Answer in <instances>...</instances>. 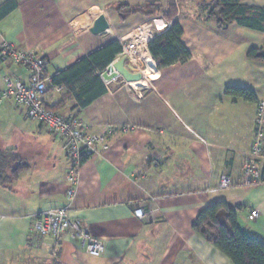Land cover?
I'll return each mask as SVG.
<instances>
[{
    "label": "crops",
    "instance_id": "0c3cea01",
    "mask_svg": "<svg viewBox=\"0 0 264 264\" xmlns=\"http://www.w3.org/2000/svg\"><path fill=\"white\" fill-rule=\"evenodd\" d=\"M14 1L16 8L0 20V44L44 56L50 80L111 41L148 42L174 22L191 57L158 69L147 50L155 78L136 87L121 76H107L108 64L98 72L105 93L84 109L75 107L62 86L45 94L46 105L62 116L82 118L87 131L112 128L108 149L81 164L71 200L65 179L69 160L61 141L28 119L23 108L7 100L0 104V150L16 153L27 164L15 180L0 185V264H232L192 229L198 212L214 201L241 205L239 227L264 241V181L244 185L241 173L254 137L257 103L224 92L247 89L257 102L264 100V63L246 57L248 48L262 46V33L236 24L218 28L215 20L203 19L192 0L178 5L171 20L162 13L121 19L114 9L126 4L122 12H128L129 6L154 0ZM242 2L264 7V0ZM99 15L109 27L93 34L90 28ZM133 68L143 75L146 66ZM6 75L28 77L21 66L0 61V89ZM224 176L230 178L228 187L220 186ZM140 206L149 209L147 220L135 216ZM50 207H66L81 220L102 241V254L89 255L65 235L35 245L34 217ZM253 209L259 213L251 220Z\"/></svg>",
    "mask_w": 264,
    "mask_h": 264
},
{
    "label": "trees",
    "instance_id": "16d2710c",
    "mask_svg": "<svg viewBox=\"0 0 264 264\" xmlns=\"http://www.w3.org/2000/svg\"><path fill=\"white\" fill-rule=\"evenodd\" d=\"M167 1L168 4L165 7L160 0H154L152 3L142 6H129L128 12H122L123 8L128 7L126 4H117L114 9L121 19L136 13L146 16L162 13L166 19L171 20L177 9L174 0ZM192 1L204 13L203 19L215 20L218 28L236 24L262 33V46L248 48L246 57L264 63V7L246 5L242 0ZM15 8L14 0L2 3L0 5V20ZM181 36L182 28L178 22H174L164 33L147 42V50L158 69L176 63H185L189 60L191 53L181 42ZM121 52V44L111 41L69 68L56 73L50 80L51 84L64 87L74 101L75 107L84 109L94 99L105 93L106 90L98 77V72L113 62ZM224 92L246 102L258 103L255 94L247 89L226 88ZM51 109L56 111L53 107ZM26 168L27 164L22 162L16 153L0 150V185L15 180ZM241 209V205H232L226 201H214L198 212L192 223V229L206 243L226 256L232 264H264V241L248 235L237 223V215Z\"/></svg>",
    "mask_w": 264,
    "mask_h": 264
},
{
    "label": "built area",
    "instance_id": "2783aa9c",
    "mask_svg": "<svg viewBox=\"0 0 264 264\" xmlns=\"http://www.w3.org/2000/svg\"><path fill=\"white\" fill-rule=\"evenodd\" d=\"M138 41L122 43L121 57L131 59L129 52H134ZM0 61L12 62L24 68L28 73L26 81L6 75L0 89V104L10 101L25 110L26 117L44 125L46 131L54 138L61 140L62 149L69 160V168L65 179L68 183L67 197L73 199L78 182V170L82 162L88 158L103 153L108 149L107 136L112 128L103 131L89 132L82 118L78 116H62L44 103L43 97L53 87L50 79L45 75L47 59L33 51L15 48L9 42L0 44ZM111 62L105 69L108 76L118 75ZM115 77L110 81H114ZM58 88V87H56ZM264 140V100L257 103L255 113L254 137L248 154L242 161L241 173L244 185H255L264 181V154L262 145ZM156 162V160H155ZM230 178L224 176L220 180L221 187H228ZM258 210L249 213V219L258 215ZM140 220H147L151 214L149 209L140 206L134 211ZM30 234L34 244L41 239H59L67 236L70 240H78L86 252L97 257L104 251L101 240L94 238L88 232L81 220L72 218L66 207H50L42 210L34 217Z\"/></svg>",
    "mask_w": 264,
    "mask_h": 264
},
{
    "label": "water",
    "instance_id": "95a60500",
    "mask_svg": "<svg viewBox=\"0 0 264 264\" xmlns=\"http://www.w3.org/2000/svg\"><path fill=\"white\" fill-rule=\"evenodd\" d=\"M109 25L103 15H99L93 22L90 32L93 34H98L106 29ZM115 72L120 75L126 82H138L143 78L140 72H136L133 66L127 62L125 57H121L115 60L112 64Z\"/></svg>",
    "mask_w": 264,
    "mask_h": 264
},
{
    "label": "bare ground",
    "instance_id": "6f19581e",
    "mask_svg": "<svg viewBox=\"0 0 264 264\" xmlns=\"http://www.w3.org/2000/svg\"><path fill=\"white\" fill-rule=\"evenodd\" d=\"M136 38H138V37H136ZM147 40H148V38H144L143 40H141V42H139L136 50L134 52L133 51L132 52H129L128 53V56H129V58L132 57V56L133 57H136L138 60H141V59L143 60L144 59L146 61V68L143 71V74L145 76L149 77V79H153V78H155V71H154L153 61L148 56V52H147V49L145 47V44H146ZM143 78H144V76H143ZM143 82L144 81L142 79V81H139V82H131V84H133V85H139V84H141Z\"/></svg>",
    "mask_w": 264,
    "mask_h": 264
},
{
    "label": "rangeland",
    "instance_id": "374dc122",
    "mask_svg": "<svg viewBox=\"0 0 264 264\" xmlns=\"http://www.w3.org/2000/svg\"><path fill=\"white\" fill-rule=\"evenodd\" d=\"M174 2H175V5H176V7L179 5V7H181L182 6V4L184 3V0H182L181 2L180 1H178V0H174ZM162 3H163V5L164 6H166L167 4H168V1L167 0H162ZM182 3V4H181ZM184 7V6H183ZM185 9H188V7H185ZM131 41V40H130ZM127 43H129V41L127 42ZM138 62H132V61H130L129 59H127V62L128 63H130L133 67H138V68H140V66L141 65H143V67H144V63H145V66H146V61L143 59H141V60H137ZM144 62V63H143ZM133 63V64H132ZM145 70V69H144ZM143 70V71H144ZM143 76H144V78H143V83H141V84H139V85H142V86H146L147 84H148V81L150 80L149 79V77H147V76H145L144 74H143ZM142 81V80H141ZM133 86H135L136 87V85H133ZM49 134V133H48ZM50 135V134H49ZM105 152V151H104ZM103 152V153H104ZM54 264H56L55 262H53Z\"/></svg>",
    "mask_w": 264,
    "mask_h": 264
}]
</instances>
